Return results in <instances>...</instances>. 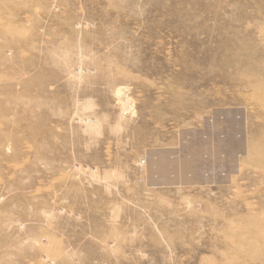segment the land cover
<instances>
[{
	"label": "rangeland",
	"instance_id": "374dc122",
	"mask_svg": "<svg viewBox=\"0 0 264 264\" xmlns=\"http://www.w3.org/2000/svg\"><path fill=\"white\" fill-rule=\"evenodd\" d=\"M0 264H264V0H0Z\"/></svg>",
	"mask_w": 264,
	"mask_h": 264
}]
</instances>
